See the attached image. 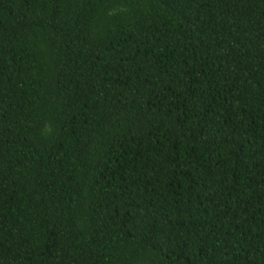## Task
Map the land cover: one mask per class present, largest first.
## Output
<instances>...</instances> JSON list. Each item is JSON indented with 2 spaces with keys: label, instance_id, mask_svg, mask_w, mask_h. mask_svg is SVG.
Listing matches in <instances>:
<instances>
[{
  "label": "trees",
  "instance_id": "obj_1",
  "mask_svg": "<svg viewBox=\"0 0 264 264\" xmlns=\"http://www.w3.org/2000/svg\"><path fill=\"white\" fill-rule=\"evenodd\" d=\"M0 264H264V0H0Z\"/></svg>",
  "mask_w": 264,
  "mask_h": 264
}]
</instances>
